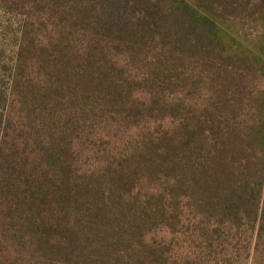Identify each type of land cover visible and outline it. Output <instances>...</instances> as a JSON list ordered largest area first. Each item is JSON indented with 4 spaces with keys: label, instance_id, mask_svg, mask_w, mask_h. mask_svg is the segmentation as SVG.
Masks as SVG:
<instances>
[{
    "label": "trees",
    "instance_id": "trees-1",
    "mask_svg": "<svg viewBox=\"0 0 264 264\" xmlns=\"http://www.w3.org/2000/svg\"><path fill=\"white\" fill-rule=\"evenodd\" d=\"M0 264H264V0H0Z\"/></svg>",
    "mask_w": 264,
    "mask_h": 264
}]
</instances>
